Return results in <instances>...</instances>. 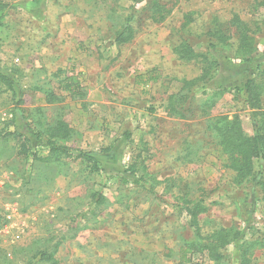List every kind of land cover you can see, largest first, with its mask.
I'll use <instances>...</instances> for the list:
<instances>
[{"label":"rangeland","instance_id":"374dc122","mask_svg":"<svg viewBox=\"0 0 264 264\" xmlns=\"http://www.w3.org/2000/svg\"><path fill=\"white\" fill-rule=\"evenodd\" d=\"M2 1L9 6L0 18V69L19 70L24 103L18 109L28 123L35 127L40 120L62 118L73 130L64 144L94 152L110 171L121 170L141 154L152 177L170 182L154 183L151 192L109 179L106 171L91 173L84 160L24 158L18 154L21 141L0 136V178L5 181L0 187V264H31L33 252L44 248L57 251L59 264H220L200 254L191 263L180 262V247L194 239L180 197L205 200L208 209L200 216L205 233L221 226L243 227L249 207L243 199L252 184L234 183V172L226 167V156L207 125L215 116H239L245 132L253 135L257 109L235 91L215 94L202 82L184 88L185 80L201 75L202 64L180 59L175 49L187 42L206 52L214 21L228 30L238 15L254 37L253 56H260V0H161L169 10L161 21L150 0ZM126 23L135 35L118 44L117 33ZM234 49L228 47L231 57ZM153 68L162 74L158 82L136 84L137 75ZM60 69L64 73L57 78ZM65 75L80 78L85 98L63 94L61 101L47 103L46 93H60L58 81ZM174 93L184 118L168 114ZM19 110L0 81V133L13 129L7 123L14 114L15 126L27 131ZM259 110L264 111V93ZM27 134L47 155L33 132ZM107 147L111 151L105 154ZM95 191L105 197L100 205L92 201ZM261 194L258 189L256 195ZM256 214V227L247 235L250 264H264L260 199ZM226 253L221 264H238L231 246Z\"/></svg>","mask_w":264,"mask_h":264},{"label":"trees","instance_id":"16d2710c","mask_svg":"<svg viewBox=\"0 0 264 264\" xmlns=\"http://www.w3.org/2000/svg\"><path fill=\"white\" fill-rule=\"evenodd\" d=\"M138 1V0H134ZM151 8L154 9L157 21L165 18L169 10L167 5L161 0H150ZM259 5L264 8V0L259 1ZM8 3L0 0V18L1 13L8 7ZM190 21H186L185 25ZM229 23L232 28L224 30L226 26L218 19L214 21V26L210 29V38L206 43V52L196 51L192 45L187 42L179 44L175 52L180 59L196 60L202 64L201 75L192 80L184 81V88H192L194 85L202 82L204 88H210L215 94H221L229 91H235L241 98H244L251 107L257 111L253 114L254 134L249 135L242 126V119L239 116L230 118L227 115L212 117L207 125V130L211 132L226 156V167L234 172V183L237 186L251 183L247 188L243 199L247 204L248 210L244 211L243 227L235 225L221 226L213 231L205 233L200 223V216L205 213L208 206L203 198L188 199L187 196L180 197L182 200L181 209L187 217L188 227L193 228L194 239L187 241L179 249V260L182 263L193 262V256L200 254L206 256L209 260L216 263H223L228 257L226 253L229 246L233 249V257L237 259L238 264H250V246L247 239L249 231H254L257 223V204L260 201L264 203V111L261 107V97L264 93V52L260 56H253L256 46L254 37L246 23L235 15ZM228 23V24H229ZM134 28L126 23L120 32L117 33L116 42L118 44L126 43L133 39ZM234 49V57L229 54L228 47ZM232 58L238 60V63H230ZM229 60V61H228ZM18 69H0V81L6 85V88L12 92L16 110L24 103L22 98L23 89H21L16 78ZM63 70H59L55 76L59 78ZM162 78L161 72L157 68L147 71L145 74L136 76V84L158 82ZM225 79V80H223ZM223 80V81H222ZM59 92L48 91L46 93L47 103L61 101L67 94L71 98L84 99L85 91L80 78L76 75H65L58 81ZM213 101L205 103L206 109L213 106ZM180 99L176 94L169 97L167 111L169 115L185 117V114L178 109ZM183 107H181L182 109ZM205 109V108H204ZM205 109V110H206ZM21 112L24 126L28 132H33L34 138L40 142L42 147H47L48 154L42 155L39 147L32 144L33 138L27 134V131L18 129L14 117L7 126L13 125V129H3L0 133L2 138L14 137L21 141L18 154L24 158L32 157L37 161L48 162L57 161L62 156L71 158L73 161H86L90 164L91 173L105 172L109 179L117 177L123 184L134 183L141 185L148 191L153 192L154 183H169L168 179L158 180L148 172L145 158L141 154L131 157L130 162L121 170H108L102 166L100 160L94 152H85L76 147L64 144L72 137L73 130L69 123L62 118H57L51 123L38 121L35 127L28 123L27 115ZM205 112V111H204ZM38 126L41 129H38ZM7 130V131H6ZM124 137L130 138V133H124ZM107 154L111 147L102 149ZM261 190V197L256 195L257 190ZM92 201L100 205L105 201L104 195L95 191L91 194ZM250 208V209H249ZM1 220V215H0ZM2 226V224L0 225ZM264 237V232L263 236ZM264 240V238H262ZM57 251L48 248L35 250L32 254L31 264H59L56 257Z\"/></svg>","mask_w":264,"mask_h":264},{"label":"built area","instance_id":"2783aa9c","mask_svg":"<svg viewBox=\"0 0 264 264\" xmlns=\"http://www.w3.org/2000/svg\"><path fill=\"white\" fill-rule=\"evenodd\" d=\"M4 179L2 180V178H0V187L4 184Z\"/></svg>","mask_w":264,"mask_h":264}]
</instances>
